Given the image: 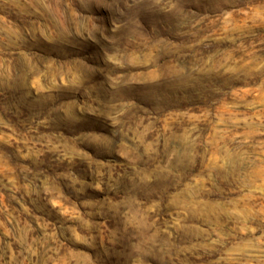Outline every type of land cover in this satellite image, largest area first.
I'll use <instances>...</instances> for the list:
<instances>
[{"label": "rangeland", "instance_id": "rangeland-1", "mask_svg": "<svg viewBox=\"0 0 264 264\" xmlns=\"http://www.w3.org/2000/svg\"><path fill=\"white\" fill-rule=\"evenodd\" d=\"M0 264H264V0H0Z\"/></svg>", "mask_w": 264, "mask_h": 264}]
</instances>
